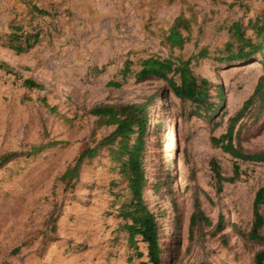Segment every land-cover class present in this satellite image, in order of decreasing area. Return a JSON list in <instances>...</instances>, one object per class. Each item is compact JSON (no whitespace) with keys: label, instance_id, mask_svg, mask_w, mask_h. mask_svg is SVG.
I'll return each instance as SVG.
<instances>
[{"label":"rangeland","instance_id":"374dc122","mask_svg":"<svg viewBox=\"0 0 264 264\" xmlns=\"http://www.w3.org/2000/svg\"><path fill=\"white\" fill-rule=\"evenodd\" d=\"M263 12L264 0H0V60L11 68L0 67V157L15 153L0 168V264H152L146 244L138 243L139 256L121 228L118 211L130 195L107 147L84 160L77 178L61 179L87 146L114 129L91 108L147 97L154 101L145 198L161 226V264H254L264 243L244 234L264 185V162L236 159L212 137L227 131L264 76V54L233 65L215 59L225 53L234 21L247 26ZM179 15L191 29L182 31L184 48L171 49L166 36ZM247 35L257 40L251 28ZM203 51L208 56L191 68L211 81L210 101L220 105L212 119L205 108L195 114L166 81L136 77L150 56L187 59ZM26 79L42 87H28ZM239 128L235 143L243 151L264 150L259 100ZM212 160L225 176L238 165L236 180L219 183ZM196 198L211 222L190 239Z\"/></svg>","mask_w":264,"mask_h":264},{"label":"trees","instance_id":"16d2710c","mask_svg":"<svg viewBox=\"0 0 264 264\" xmlns=\"http://www.w3.org/2000/svg\"><path fill=\"white\" fill-rule=\"evenodd\" d=\"M42 13L46 12L42 9ZM251 28L257 38L255 41L247 35V29ZM191 22L179 15L166 36V44L171 48L183 49L187 38L183 30L189 31ZM230 39L226 43L225 53L216 57V61L230 65L238 62H251L255 60L258 54H264V12L255 20H249L245 26L241 20L234 21L228 28ZM39 37L36 34L34 41L27 45V49L37 43ZM22 51L23 49H18ZM206 51L200 52L197 56L191 58L181 57H159L150 56L141 63V69L136 73L137 79L160 78L167 82L171 92L183 101H189L195 105V114L202 116L200 108L204 109L206 115L216 116L220 110V105L210 101L211 81L203 76L196 75L192 68V60L200 57H207ZM0 67L11 69L9 65L0 60ZM129 64L122 70L123 76L127 75ZM25 84L30 87H42L33 79H26ZM114 86H120V82H112ZM259 100L261 107H264V76L260 77L256 88L251 96L244 102L241 109L229 119L227 131L219 137L213 136L214 146L222 148L236 159L251 160L255 162H264V150L248 153L241 149L235 143V138L240 132V128L235 131L236 126L244 117L246 110ZM153 97H147L140 102H127L121 104L100 103L89 110V114L96 116L101 125L113 126L114 129L106 136L102 137L94 146H87L78 156L74 166H70L61 176V179L70 182L79 176V170L85 159L94 158L98 151L107 147L111 159L118 165L119 173L122 175L127 185L130 197L123 201L119 209V216L123 219L121 228L128 234V241L139 256L143 252L139 251V242L146 244L149 262L152 264H161V229L157 215L150 209L146 198L145 189L147 186V174L145 167V158L150 147L152 115L151 105ZM214 126L219 124L216 122ZM41 147H34L38 152ZM15 153L4 154L0 157V168L13 159ZM212 169L219 183L223 181L234 182L239 175V167L235 166L233 176H225L220 170L219 164L211 161ZM171 177L168 176L167 182ZM157 184L154 188L160 187ZM264 185L261 186L255 196L253 203V223L244 237L253 243H264ZM211 220L201 209L200 202L196 198L194 211L190 217V239L194 238L196 227L201 223L209 225ZM224 217L220 215L218 221V230H223ZM200 264H208L201 262ZM254 264H264V248L259 249L254 255Z\"/></svg>","mask_w":264,"mask_h":264}]
</instances>
